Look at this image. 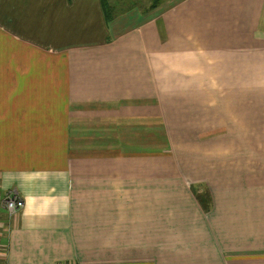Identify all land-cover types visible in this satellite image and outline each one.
<instances>
[{
  "label": "crops",
  "instance_id": "crops-1",
  "mask_svg": "<svg viewBox=\"0 0 264 264\" xmlns=\"http://www.w3.org/2000/svg\"><path fill=\"white\" fill-rule=\"evenodd\" d=\"M103 13L0 0V264H264V0Z\"/></svg>",
  "mask_w": 264,
  "mask_h": 264
},
{
  "label": "rangeland",
  "instance_id": "rangeland-1",
  "mask_svg": "<svg viewBox=\"0 0 264 264\" xmlns=\"http://www.w3.org/2000/svg\"><path fill=\"white\" fill-rule=\"evenodd\" d=\"M166 0H102L104 14L109 13L110 17L119 14L132 7L140 9H149L157 2ZM161 4V3H160ZM110 11V12H109Z\"/></svg>",
  "mask_w": 264,
  "mask_h": 264
},
{
  "label": "built area",
  "instance_id": "built-area-1",
  "mask_svg": "<svg viewBox=\"0 0 264 264\" xmlns=\"http://www.w3.org/2000/svg\"><path fill=\"white\" fill-rule=\"evenodd\" d=\"M3 202L9 217H13L24 207V203L19 198L16 192H12L6 195Z\"/></svg>",
  "mask_w": 264,
  "mask_h": 264
},
{
  "label": "trees",
  "instance_id": "trees-1",
  "mask_svg": "<svg viewBox=\"0 0 264 264\" xmlns=\"http://www.w3.org/2000/svg\"><path fill=\"white\" fill-rule=\"evenodd\" d=\"M100 1H101V3H102V0H100ZM160 3H162V1H161V2H157V3H155L150 9H155V8H157V6H159ZM102 7H103V5H102ZM103 10H104V8H103ZM109 12H110V11H109ZM104 13H105V12H104ZM104 13H103V14H104ZM105 17H106V19H109V18H111L112 16L110 17V14H109V13H106V14H105Z\"/></svg>",
  "mask_w": 264,
  "mask_h": 264
}]
</instances>
